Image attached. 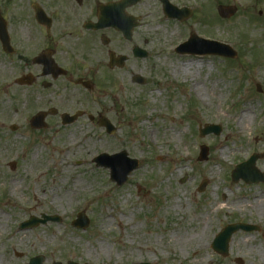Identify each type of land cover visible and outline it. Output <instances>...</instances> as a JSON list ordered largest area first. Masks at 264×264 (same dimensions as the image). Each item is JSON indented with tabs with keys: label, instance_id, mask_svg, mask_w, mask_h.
Wrapping results in <instances>:
<instances>
[{
	"label": "rangeland",
	"instance_id": "obj_1",
	"mask_svg": "<svg viewBox=\"0 0 264 264\" xmlns=\"http://www.w3.org/2000/svg\"><path fill=\"white\" fill-rule=\"evenodd\" d=\"M45 1L0 0V13L16 37L37 34L31 4ZM169 1L192 16L169 19L160 0L129 10L143 16L136 41L146 58L130 53L123 68H110L98 49L90 64L103 115L117 128L112 135L87 117L70 125L48 118L46 128L33 129L30 119L45 106L16 83L27 55H7L0 45V264H27L39 255L44 264H197L199 258L198 264H264V184L231 179L236 164L264 151V0ZM48 2L82 13L73 0ZM219 5L237 11L223 18ZM193 31L230 44L238 56L176 53ZM65 101L72 112L88 102L71 95ZM205 124L220 125L222 133L201 137ZM201 145L209 148L207 161L198 160ZM123 150L140 166L117 186L93 158ZM257 167L264 172V157ZM203 180L208 184L199 191ZM80 211L90 218L86 229L72 225ZM43 213L61 221L20 228ZM234 222L260 231L237 232L222 257L212 241Z\"/></svg>",
	"mask_w": 264,
	"mask_h": 264
},
{
	"label": "flooded vegetation",
	"instance_id": "obj_2",
	"mask_svg": "<svg viewBox=\"0 0 264 264\" xmlns=\"http://www.w3.org/2000/svg\"><path fill=\"white\" fill-rule=\"evenodd\" d=\"M73 1L82 12L80 15L75 10L70 12L67 8L62 9L58 2L49 3L47 0L43 5L39 3L47 19L43 23L39 22L34 12L33 22L40 30L37 34L33 31L28 32L25 36H21V39L10 30L11 24L7 16L3 15L6 18L11 44L15 51L12 56L20 58L21 53L23 56L27 55L25 74L29 77L27 85L29 99L32 102H35V98L40 100L45 106L40 111L47 113V119L58 118L61 124H63L64 113L74 115L81 112L79 119L87 117L92 122L105 117L103 113L106 107L100 105L96 98V74L90 64H93V58L98 49L105 53L109 66L111 54L127 56L124 66L130 61V53L133 58L138 59L134 56V47L140 46L136 39L140 34L138 30L143 21L140 12L129 11L139 5L140 1L132 8L126 9L129 15L136 18V26L131 36H126L122 30L113 26L94 28L93 25L98 22L99 5L106 3L101 0L100 2L99 0ZM112 1L114 0L110 2ZM69 95L86 98L88 102L85 109L79 108L73 112L65 109L64 103ZM91 103L92 106H89ZM99 106L101 111L96 109Z\"/></svg>",
	"mask_w": 264,
	"mask_h": 264
},
{
	"label": "water",
	"instance_id": "obj_3",
	"mask_svg": "<svg viewBox=\"0 0 264 264\" xmlns=\"http://www.w3.org/2000/svg\"><path fill=\"white\" fill-rule=\"evenodd\" d=\"M139 0H121L119 2L108 3L105 5H100V13H99V23L95 25V28L100 26H113L124 33L127 36L131 35L132 29L135 26V19L132 16H129L126 13V8L134 5ZM163 4V10L167 17L169 18H177L180 21H184L191 17L192 11L189 8L183 7L179 9L170 3L169 0H160ZM33 8L36 11V18L39 22L43 23L46 21V14L37 4L33 5ZM237 11V8L234 6H225L219 5L218 12L221 17L229 18L234 15ZM0 39L2 41V46L5 52L13 54L14 51L10 45V39L6 29V23L2 16L0 15ZM136 52L141 56L146 55V51L141 50L136 47ZM176 52L180 54H193V55H218L223 57L235 58L237 57V52L230 45L226 43H221L215 40L205 39L199 37L195 32H192L189 39L180 44L176 48ZM126 57H115L113 54L111 55L110 66L114 67L116 65L123 66L124 60ZM133 80L137 83L144 84V78L136 75ZM18 83H29V77L23 76L18 80ZM259 91H261L260 85H258ZM80 114H77L70 119H65L67 114L63 115L64 123H71L76 118H78ZM46 113H39L31 120V124L34 128H44L46 127L45 123ZM100 124L107 128L108 133L112 134L116 131V128L112 123L105 117L100 119ZM15 128V127H14ZM222 132V127L220 125L215 124H206L204 127L200 129V136L204 137L208 134L220 135ZM209 155V148L205 145L200 147V155L198 160L207 161ZM264 157L263 153H255L251 155V157L238 165H236L235 169L232 171V180L237 183L240 180L250 184V183H264V173L261 172L256 166V162L258 159ZM94 161L98 166H103L106 168H110V175L112 181H115L119 186L123 185L128 175L138 167V160L131 159L128 157V153L126 151H121L120 153H116L113 155H109L107 153H102L97 156ZM12 169L15 168V164L11 166ZM207 185V181H203L199 187V191H203ZM60 217L58 216H48L43 214L42 218H37L35 216L30 217L29 220L23 222L21 224V228L34 227L39 224L47 223L48 221H60ZM90 223L89 218L86 216L84 212L78 214L77 219L73 222L76 227L87 228ZM255 231L259 230V227L256 225H252L249 223H233L226 225L215 237L212 243V249L219 255L223 257H227L230 254V242L232 240L233 235L238 231ZM43 256H37L30 259L28 264H43L44 262ZM239 264H242L240 260H238ZM53 264H61L59 262ZM68 264H78L76 262H69ZM139 264H151L149 262L139 263Z\"/></svg>",
	"mask_w": 264,
	"mask_h": 264
},
{
	"label": "bare ground",
	"instance_id": "obj_4",
	"mask_svg": "<svg viewBox=\"0 0 264 264\" xmlns=\"http://www.w3.org/2000/svg\"><path fill=\"white\" fill-rule=\"evenodd\" d=\"M190 65H191V64H190ZM188 67L190 68V66H188ZM249 116H250V109L245 110V111L241 114V116H240V118H239V124H240V126H241L242 128H246V127H248ZM15 250H17V249H15ZM195 253H197V252H195ZM202 260H203L202 258L196 259V263H197V264H198V263H201Z\"/></svg>",
	"mask_w": 264,
	"mask_h": 264
}]
</instances>
